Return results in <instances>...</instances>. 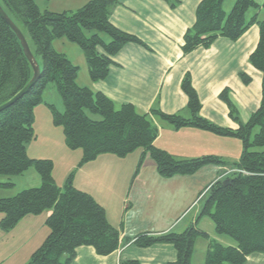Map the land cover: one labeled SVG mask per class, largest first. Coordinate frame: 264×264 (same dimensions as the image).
Masks as SVG:
<instances>
[{"label": "trees", "instance_id": "trees-1", "mask_svg": "<svg viewBox=\"0 0 264 264\" xmlns=\"http://www.w3.org/2000/svg\"><path fill=\"white\" fill-rule=\"evenodd\" d=\"M174 8L179 0H163ZM225 0H201L195 11V21L183 35V54L197 48H209L217 38L239 39L251 25L258 26V40L249 54L251 66L261 74L258 107L243 122L236 116V104L230 90L223 88L219 99L228 108L236 128L221 126L201 115V102L185 72L180 87L184 92L189 117L166 113L153 106L139 111L132 103L116 104L89 86L77 83L79 67L65 54L52 47L55 39L65 38L79 45L87 65L90 81L105 79L114 65L113 57L129 43L149 49L138 36L114 26L110 16L115 0H88L76 10L40 11L34 0H0L9 18L22 31L36 59L42 57L43 67L34 84L12 104L0 111V174L22 175L29 167L40 179L38 186L23 189L11 197L0 198V228L8 231L27 215L50 211L45 219L48 235L23 264H71L80 246H90L99 256H106L123 243L120 232L107 219L105 209L90 194L73 186L71 172L62 187L53 177L51 159L30 158L27 144L35 138L34 107L42 100L49 83H55L63 109L47 104L54 126L62 128L64 141L70 150H81L78 167L100 154L118 157L140 149L136 175L145 155L155 163L157 173L164 178L193 175L208 165L225 163L214 154L193 158L177 157L157 147L154 142L159 128L154 117L173 129L194 128L222 137L241 140L242 151L231 171L210 183L207 198L198 218L182 232H141L126 243L139 247L167 243L176 249L174 261L164 264H190L194 241L208 239L203 264H244L247 257L264 254V20L256 12L264 7L255 0H235L231 9H224ZM38 61V60H37ZM33 75L20 41L0 16V106L11 100ZM238 76L243 84L251 82L245 72ZM227 180L223 184V180ZM13 186L0 182L1 188ZM207 216L215 232L227 235L234 244L223 245L209 239L207 232L197 227ZM118 264H140L137 260H120Z\"/></svg>", "mask_w": 264, "mask_h": 264}, {"label": "crops", "instance_id": "crops-1", "mask_svg": "<svg viewBox=\"0 0 264 264\" xmlns=\"http://www.w3.org/2000/svg\"><path fill=\"white\" fill-rule=\"evenodd\" d=\"M115 1L110 16L111 23L138 36L149 49L134 43L126 44L113 57L115 64L110 66L105 79L92 82L88 77L80 83L77 77L79 85L102 92L116 104L132 103L142 112L156 106L166 113L189 117L187 98L180 87L184 73L189 72L201 102V115L217 124L237 127V123L229 118L227 107L218 97L223 88H228L231 97L249 114L258 107L261 74L248 61L258 40L256 24L251 25L236 41L220 37L209 48H197L183 54L180 48L183 35L193 25L196 7L201 0H179L174 8L163 0ZM255 1L262 4L264 0ZM255 12L257 19H264V8L251 10L249 17ZM52 43L54 47L55 43L65 47L70 45L65 38L55 39ZM69 60L76 64L70 57ZM239 72H245L252 80H257L258 89L256 83L250 87L252 80L247 85L243 84L238 76ZM156 125L161 130L167 129L169 138L181 141L178 147H167V144L160 141L158 134L159 137L154 142L157 147L177 157L193 158L217 153L215 144L220 138L212 133L194 128L176 130L169 124L161 127ZM140 153L141 151H133L126 157L100 154L79 167V155L66 158L65 173L77 167L72 179L73 186L90 194L103 206L108 221L119 230L121 242L123 241L117 250L106 256L97 255L90 246H80L71 264H118L120 260L128 259L137 260L140 264L174 261L177 252L171 244L158 243L139 247L134 243H126V239L141 232H176L177 228L184 230L192 221H185L179 227L187 217V208L204 187L207 188L226 173L223 172L212 180V177L208 178L210 181L204 187L205 181L197 178V172L188 176L164 178L157 173L155 166L147 168L143 162L134 175ZM133 154L138 155L132 157ZM39 183L40 179L35 178L33 185L28 187L38 186ZM130 196L133 197L132 200ZM49 214L50 211L27 215L13 228L18 237L24 233L32 236L27 241L26 256L48 235V228L37 233L31 231L35 222L46 226L45 219ZM180 217L182 219L178 222ZM190 263L192 264V260Z\"/></svg>", "mask_w": 264, "mask_h": 264}, {"label": "rangeland", "instance_id": "rangeland-1", "mask_svg": "<svg viewBox=\"0 0 264 264\" xmlns=\"http://www.w3.org/2000/svg\"><path fill=\"white\" fill-rule=\"evenodd\" d=\"M87 1L88 0H35L40 11L49 10L54 12H62L64 10L66 11L76 10L82 7ZM234 1L235 0H225L224 2L225 11L228 12L231 9ZM250 12L251 11H249L248 14ZM67 42H69L70 44L69 46L65 47L60 43L59 44L55 43V47H54L53 46L54 43H52V47L56 51L65 54V56L68 59L70 57V59H72L76 63L75 65L79 67L78 76H77L78 82L83 83L88 78L87 65L84 55L78 44L72 43L70 41ZM37 60L40 67L42 68L43 67L42 57L39 56ZM255 83L258 89L257 80L256 81L252 80L250 87H253ZM232 100L236 104V109H237V111L235 112L236 116L238 117V119L245 122L250 116L249 112L242 105H239L238 101L236 102L233 99V97ZM47 104H54L58 110L63 108L62 99L56 89L55 83H49L46 86L42 95L41 102L34 107L33 127H34L35 138L29 141V143L27 144L26 151H27V155L30 158L51 159L53 161V172H52L53 177L55 179L56 184L62 187L67 179V176L71 172L75 173L78 167L77 164V167L73 168L71 172L65 173L66 171L65 167H67L65 165L66 158H68V156L77 157L78 155L81 158V150L80 149L70 150L66 146L62 128L60 126L56 127L52 124L51 112ZM154 118L155 119L153 120V122L158 124L160 127L165 126L167 124L161 121L159 118L156 117ZM161 129L162 128H159L158 134L160 136V141L163 142L164 145L167 144V147H172L173 145H176L178 147L181 144L180 143L181 141H178V139H172L168 137L167 129L164 130ZM218 137L220 138V141L215 144V151H217L215 155L219 156L222 160L225 161V163L218 165H209L206 168L204 167L205 169L202 168L203 170L197 171L196 173L197 178H199L200 181H205L203 187L215 176L219 174L221 175V173L223 172L225 173L231 171L230 167L232 166V163L238 161L242 151V143L240 139L235 137H222V136H218ZM139 151L141 150L140 149L135 150V152L137 153ZM137 155L138 154H133L132 157ZM139 157L136 166L138 164ZM143 164L147 168H154L155 166L154 161L150 158L149 155L144 156ZM35 178L36 180L39 179L33 167H29V169H27L22 175H18V176H7L4 174H0L1 183L6 181H11L13 183V186L10 188L0 187V198L11 197L16 193H18L19 191L26 189L28 186L33 185V181ZM208 178L211 179L207 180ZM199 193L200 194L195 198L193 204L187 208V211L185 212V214H187V217L182 223H180L179 227L183 225L185 221L192 219V221L188 224L190 225L198 218V215L200 214V210L203 207L205 200L208 196L206 187H204ZM129 198L131 200L133 199L132 196H130ZM1 216L2 214L0 213V218ZM181 219L182 217L178 219V222ZM197 227L203 231L208 232L209 239L211 240H216L219 243H222L223 245L234 244L233 239H231L227 235L218 234L215 232L213 222L207 216H203L199 219ZM13 228L8 231H4L0 228V264H23L29 260L30 255L32 254V252H30L29 255L27 256L25 255V252L27 253V241L30 237H32L31 234L27 236V234L24 233L18 237V235H16L15 233L16 230H14ZM41 229H47V227L46 226L43 227L41 222L40 223L35 222L34 225L32 226L31 233H37L38 231H41ZM175 230L176 232L183 231L181 228H177ZM207 243L208 240L205 238L197 237L195 239L193 245V253L190 259V261L192 260V264H203ZM22 259H24L23 262H21ZM244 264H264V254L262 253L252 254L247 257V260Z\"/></svg>", "mask_w": 264, "mask_h": 264}, {"label": "water", "instance_id": "water-1", "mask_svg": "<svg viewBox=\"0 0 264 264\" xmlns=\"http://www.w3.org/2000/svg\"><path fill=\"white\" fill-rule=\"evenodd\" d=\"M0 16L2 17V19L10 26V28L14 31V33L16 34L18 40L21 43V46L23 48V52L27 58V60L29 61L31 67H32V71H33V75L31 77V79L29 80V82L23 87V89L18 92V94H16L11 100H9L8 102H6L5 104L0 106V111L5 108L6 106L12 104L16 99H18L20 96H22L36 81V79L39 77L40 72H41V68L40 65L37 61V59L34 57L33 53L31 52V49L29 47V44L25 38V36L23 35L22 31L15 25V23L9 18V16L6 14V12L3 10V8L0 5ZM227 182V180H223V184H225Z\"/></svg>", "mask_w": 264, "mask_h": 264}]
</instances>
